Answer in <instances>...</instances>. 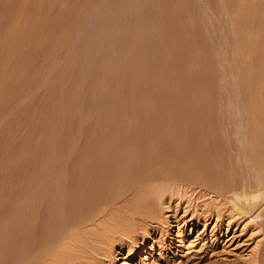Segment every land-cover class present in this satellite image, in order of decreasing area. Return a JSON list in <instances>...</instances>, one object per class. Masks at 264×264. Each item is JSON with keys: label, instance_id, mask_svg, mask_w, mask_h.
Segmentation results:
<instances>
[{"label": "rangeland", "instance_id": "obj_1", "mask_svg": "<svg viewBox=\"0 0 264 264\" xmlns=\"http://www.w3.org/2000/svg\"><path fill=\"white\" fill-rule=\"evenodd\" d=\"M249 2L250 0H0V62H2L0 63V72L2 73H0V225L3 227H0V229H4L0 232V240L2 239L0 242V244L2 243L0 246V249L2 247L0 253L3 252L0 254V264L4 262V264H22L23 262V264H27L26 255H28V253L22 247L23 245H25L24 247L28 245L26 243L23 245L21 244L22 246L19 245V241L24 243L26 239L24 231H20L21 233H19V227H21L20 222L23 220V215L21 214L24 210L22 206L23 203H21L23 210L21 206H19V202H21L19 200L24 201V199H20V197L24 198L23 196H25L27 185L24 184H28L27 177L36 174L39 171L38 169H40L39 160H42V158L48 155V157L52 156L53 158L56 157V159H64L65 168H61H63L62 172L64 174L66 172L67 177L66 175L64 177L61 172L62 174L59 173L61 175H59L58 178L61 180L68 178L73 169V165L71 166V164H73L74 157L77 155V152H79V148L82 150L92 145L91 150L95 147V149H97V147L100 148L107 140L118 136L120 137V135L116 136L115 134L124 133L123 127L126 125L125 120L127 122V119L124 120V118H126L125 116L129 114L130 117H135L134 120L137 118L136 122H138L142 114L141 112H143L144 109L150 108L151 103L157 100V102L151 105V108L153 107L152 109H157V107L158 109L162 107L165 108L167 106L171 107V110H175L172 112L177 111L176 113L178 114L187 113L186 115L184 114V117H186L184 120L185 123L187 120L189 124L191 123L190 125L187 123L185 124L187 125V131L191 134L189 136L188 132H186L184 135V142L188 141L186 144L189 145V149H192L191 151L193 154H197H191L193 160H196L195 163L199 155L198 158L201 159H199V163L197 162L196 164H201L200 168L202 167L204 170L207 166V171L205 170L206 173H202L204 174L202 177L203 179L201 178L202 175L193 174L189 175L186 180L177 182L175 185L167 184L166 181L162 183V181L158 180H155L156 183L154 184L155 181H153V186L156 185V187H160V189L158 188L160 191L158 190L159 192L155 194L156 197L153 196V198H155L154 200L152 199V204L149 203L148 205L147 203L146 205L145 203L143 209H141L142 207L140 208L141 214L138 216L133 215L132 217V214H124L125 211L118 212V210L112 209L113 211L110 214L108 213L102 216L96 220L95 224L87 225L84 228L85 233L82 229L79 233H77V231L71 239L68 238V241H66V239L65 242L67 243L63 242L65 244L57 248V252L59 250L57 253L58 255L55 253L57 258L59 256L60 258H58V260L57 258H52L56 259L55 261L48 259L49 264H253V261H255V264H262L264 262V255L262 256V254H264V198L254 205L246 206L245 209L240 207L237 208L231 203V196L234 190L243 194L244 191L245 193H249V191L251 193L257 189H260L259 191L262 193L261 190L263 191L264 189L261 188V185L264 187V164H262L264 163V151H262L264 150V146H262V144L264 145V143H262L264 142V123L259 122H264V0H251V3ZM247 4L250 6L247 7ZM190 5H192L193 8ZM174 6L181 11L175 9ZM170 10H173L172 12L176 16L173 13L171 14ZM246 10H248V13ZM34 11H37V13ZM182 11L184 15L181 14ZM179 12L181 15L178 14ZM190 14H192V16ZM164 17V21L166 22H163ZM180 18L185 21L181 22ZM169 24L173 25L170 26ZM165 27L167 30H170L166 32ZM174 30L179 33H175ZM189 31L192 34H190ZM27 33L29 34L28 36ZM10 36L12 38H10ZM163 36L166 37L164 38ZM63 37H65L64 40ZM183 39H185L184 43ZM163 41L167 43V45L163 43ZM40 42L42 45H40ZM170 42H172V45ZM119 43L121 44L119 45ZM60 44L63 47L60 46ZM38 46L40 47L37 48ZM137 49L138 56L136 55ZM184 49L186 50L184 51ZM191 49H193V51ZM189 50H191V53ZM135 51L136 53H134ZM197 51H199V53L202 52L204 55L201 53L202 56H200ZM26 52L28 53L27 55H25ZM164 52H167V54ZM182 52H184V54L186 53V56ZM125 56L127 60L129 59L128 61L125 60ZM118 57L122 58V60L119 58V61ZM101 59H103V62H100ZM153 59L155 60L154 63ZM174 59L175 61H172ZM104 61L106 67H112H104ZM160 62L162 65L164 64L163 67ZM149 64L153 65L150 66ZM169 64L170 66H168ZM185 64L187 66H185ZM195 65L198 66V70ZM122 66L123 69L121 68ZM244 66H246V68ZM98 67L99 72L97 69ZM102 67L104 68L102 69ZM153 67L155 68L153 69ZM240 67L242 68L240 69ZM145 68L146 70L150 69L146 71ZM104 69H108V73H106L107 70L105 71ZM114 70L115 72H113ZM159 70L160 72H158ZM100 71L103 72L100 73ZM202 71L204 73H202ZM18 72H20V75ZM112 72L114 74H112ZM119 72L122 73L120 74ZM132 72L133 74L131 75ZM139 72L142 74L140 75ZM197 73L198 75H196ZM9 74H11V76ZM97 74H101L102 77L104 75L107 78L103 77L102 80V77H98ZM116 74L122 78H119ZM13 75L16 76L13 77ZM57 75L59 78L62 76L60 78L61 80ZM108 75H110L112 80ZM149 75H153L154 77ZM242 75L244 76L243 79ZM123 76L125 77L123 78ZM20 77H26L27 80ZM144 77L146 80L149 78L150 82H147L145 79L143 80ZM201 77L206 80H203ZM16 78L17 81H15ZM153 78L156 79L153 80L154 82L151 80ZM117 80L120 81L118 82ZM170 80H172L173 83L172 89ZM246 80L249 81L246 82ZM212 81L213 83H211ZM152 82L155 83L154 86ZM105 83H107V85ZM108 83H110V85H108ZM138 83L140 84L138 85ZM163 83H165V85H163ZM175 83L179 86H176ZM201 84L203 85L202 87ZM99 85H102V88H100ZM103 85L106 87L104 88ZM22 86H25V88ZM95 86L97 90L94 88ZM146 86H148V88H146ZM204 86H206V91ZM125 87H127V89ZM248 87H251L250 90ZM246 88L248 89L246 90ZM138 89L140 92H138ZM152 89H156L157 91ZM113 91L116 92L115 95ZM241 91H246V93L244 94V92ZM164 92L167 93L164 94ZM144 93L148 94L147 96L149 97H147V99ZM67 94L69 96H67ZM112 94L114 96H112ZM123 94L126 97H123ZM210 94H212V96H210ZM190 96L195 98H191ZM174 97L176 99H174ZM196 97L202 100H198ZM2 101L4 102L3 105H1L3 103ZM174 101H176L175 104ZM98 103H101L100 106ZM105 103H107V105ZM186 103L189 105V108ZM118 106H120V108ZM219 107L222 109H218ZM247 107H249V109ZM94 111L97 112L95 113ZM203 111H205V114ZM250 111L252 112L251 114ZM206 112L209 115L210 113L211 115H215L216 123L213 124L214 126H209V124H207L208 115ZM95 114L99 117H95ZM216 114L217 116L219 114V116L217 117ZM254 114L259 116H255ZM120 115H124V118ZM221 115L225 119H223ZM198 117V120L201 121L203 119V123L206 122L204 126L208 125L207 127L209 128V130H207L206 127L208 131L206 135L209 133V136L204 137L207 141L205 144L204 142L206 141H202L204 139L203 136H201L199 131L196 132L197 129L195 125H192L194 124L192 123L193 120ZM256 118H259V120ZM256 120L258 122H256ZM121 124L124 126H121ZM116 125L119 126L116 127ZM252 125L254 128H252ZM108 127L110 129H108ZM193 127H195V129ZM102 128H104L103 130L105 132H103V130L101 131ZM97 129L100 130V132ZM108 131L113 132L111 133ZM106 132H108L111 137H109ZM249 132L255 134H249ZM53 133H55V135ZM197 133L199 135H197ZM96 137L100 139L97 140ZM213 137L215 139H213ZM253 137L256 139L254 138V140ZM95 138L96 142L94 141ZM213 140L215 141L213 142ZM196 142H200V145ZM256 144L261 148L260 151ZM252 145L255 147L253 148ZM43 146L46 148L44 149ZM199 147H201V149ZM191 151L188 152L191 153ZM254 151L257 153L262 151L263 157H261V153L257 154L254 153ZM252 153H254V155ZM93 154H96V151L95 153L93 152ZM255 160H257V162H255ZM218 161L220 162L218 163ZM259 161L261 163L260 166ZM30 162L32 165L29 164ZM69 163L70 165H68ZM253 164H255V167H253ZM261 165L263 166L261 167ZM30 167H32V169ZM202 168L201 170H203ZM214 168L219 171V174H223L219 175L218 171H213ZM36 169L37 171H35ZM256 170H259V173L256 172ZM34 171L35 173H33ZM214 172L215 175L212 174ZM227 173L228 175H232L229 176V179H227L228 175H225ZM205 174L208 177L205 176ZM224 175L225 178H223ZM261 175H263V177ZM24 177L25 179H23ZM214 177L215 180H217L216 182L212 180ZM205 180L206 182H204ZM207 180H212V183L207 182ZM225 181L230 182L228 186L225 185L228 183H224ZM152 184L150 183V185ZM16 190H19L18 193ZM14 192L15 196L13 195ZM22 193H24L23 196ZM16 204L17 206H15V208L19 207L18 215L16 211H14V205ZM12 209L14 212L11 211ZM142 210L148 211V213ZM11 213H16L17 218ZM12 215H14V218ZM140 215H143V217ZM19 218L21 220L20 222L17 220ZM12 219H14V221ZM15 220L18 223L15 225L17 229H14V225V227L11 228L12 223L14 222L15 224ZM15 233L17 234L16 236ZM9 234H12L14 239ZM16 242L19 246L16 245ZM4 243L6 245H4ZM61 248L63 249L61 250ZM18 250H21L20 253ZM17 253L20 256H16L18 255ZM1 255L3 256L1 257ZM16 257H20L21 259H19L23 261L21 262L19 260V262L16 263ZM11 258H15L14 261ZM46 261L45 264H48ZM35 263L37 264V262Z\"/></svg>", "mask_w": 264, "mask_h": 264}, {"label": "bare ground", "instance_id": "obj_2", "mask_svg": "<svg viewBox=\"0 0 264 264\" xmlns=\"http://www.w3.org/2000/svg\"><path fill=\"white\" fill-rule=\"evenodd\" d=\"M44 1V0H43ZM184 1V0H183ZM33 2V1H32ZM47 2V1H46ZM179 2V1H178ZM181 2V1H180ZM34 3V2H33ZM176 3V2H175ZM189 3V2H188ZM249 3H251V0H250V2ZM37 4V3H36ZM35 4V5H36ZM42 4V3H41ZM177 4V3H176ZM181 4V3H180ZM185 4V3H184ZM191 4V3H190ZM187 5V4H186ZM244 5H245V3H244ZM37 6V5H36ZM39 6V5H38ZM172 6H173V3H172ZM184 6V5H183ZM191 7H192V5H190ZM250 6V5H249ZM248 6V4H247V7H249ZM34 7V6H33ZM41 7V6H40ZM174 8H175V6H174ZM180 8V7H179ZM193 8V7H192ZM175 9H177V8H175ZM182 9V8H181ZM246 9V8H245ZM178 10V9H177ZM193 10V9H192ZM243 10V9H242ZM249 10V9H248ZM248 10H246V12L248 13ZM171 11V10H170ZM173 11V10H172ZM171 11V14L173 13ZM178 11H181L180 9L178 10ZM186 11V10H185ZM190 11V10H189ZM35 12V11H34ZM80 12V11H79ZM191 12V11H190ZM245 12V11H244ZM35 13H37V11L35 12ZM170 13V12H169ZM170 14V15H171ZM174 14V13H173ZM178 14H180V12L178 13ZM181 14H183V11H182V13ZM180 14V15H181ZM185 14H187V13H185ZM244 14V13H243ZM35 15V14H34ZM41 15V14H40ZM80 15V14H79ZM167 15V14H166ZM175 15V14H174ZM173 15V16H174ZM184 15V14H183ZM191 16H192V14H190ZM240 15H242V14H240ZM245 15V14H244ZM176 16V15H175ZM36 17V16H35ZM166 17V16H165ZM165 17L163 18V22H166V21H164L165 20ZM243 17V16H242ZM247 17V16H246ZM80 18V17H79ZM169 18H170V16H169ZM184 18V17H183ZM192 18V17H191ZM245 18V17H244ZM177 19V18H176ZM181 19V18H180ZM35 20V19H34ZM169 20V19H168ZM171 21V20H170ZM169 21V22H170ZM172 21H173V19H172ZM176 21V20H175ZM180 21V20H179ZM184 22L185 20H182L181 19V22ZM41 22V21H40ZM177 22V21H176ZM42 23V22H41ZM168 23V22H167ZM166 23V25L168 26V24ZM179 23V22H178ZM164 24V23H163ZM162 24V26H163V28H164V25ZM180 24V23H179ZM39 25V24H38ZM170 25V24H169ZM173 25V24H172ZM172 25H170V26H172ZM183 25V24H182ZM187 25V24H186ZM36 26H37V24H36ZM65 26V25H64ZM67 26V25H66ZM169 26V27H170ZM189 26V25H188ZM161 27V26H160ZM176 27V26H175ZM179 27V26H178ZM183 27V26H182ZM187 27V26H186ZM60 28V27H59ZM174 28V27H173ZM39 29V28H38ZM58 29V28H57ZM67 29H68V27H67ZM179 29V28H178ZM184 29V28H183ZM193 29V28H192ZM194 29L196 30V28L194 27ZM59 30V29H58ZM165 30H166V32L167 31H169V30H167L166 29V27H165ZM164 30V31H165ZM177 30V29H176ZM180 30H181V28H180ZM184 30H186V29H184ZM41 31H43V30H41ZM60 31V30H59ZM175 31V30H174ZM190 31H191V29H190ZM190 31H189V33H190ZM198 31V30H197ZM61 32V31H60ZM172 32V31H171ZM185 32V31H184ZM194 32H196V31H194ZM28 33H29V31H28ZM27 33V36L29 35ZM41 33V32H40ZM66 33V32H65ZM165 33V32H164ZM174 33V32H173ZM172 33V34H173ZM175 33H179V32H176L175 31ZM183 33V32H182ZM63 34V33H62ZM166 34V33H165ZM171 34V33H170ZM185 34V33H184ZM187 34V33H186ZM190 34H192V33H190ZM65 35V34H64ZM160 35V34H159ZM161 35H163V34H161ZM180 35V34H179ZM179 35H178V39H179ZM187 35H189V34H187ZM186 35V36H187ZM8 36V35H7ZM166 36H168V35H166ZM165 36V37H166ZM173 36V35H172ZM196 36V35H195ZM203 36V35H202ZM23 37H24V35H23ZM26 37V36H25ZM37 37V36H36ZM160 37V36H159ZM164 37V36H163ZM164 37V38H165ZM184 37V36H183ZM182 37V38H183ZM7 38V37H6ZM10 38H12L11 36H10ZM19 38V37H18ZM42 38V37H41ZM64 38L65 37H63V40H64ZM170 38V37H169ZM175 38V37H174ZM173 38V39H174ZM196 38V37H195ZM20 39V38H19ZM23 39V38H22ZM27 39H28V37H27ZM26 39V40H27ZM37 39V38H36ZM58 39V38H57ZM62 39V38H61ZM190 39H193V38H190ZM11 40V39H10ZM24 40V39H23ZM25 40V41H26ZM34 40V39H33ZM41 40V39H40ZM162 40V39H161ZM171 40H172V38H171ZM175 40V39H174ZM187 40V39H186ZM202 40H203V37H202ZM9 41V40H8ZM22 41V40H21ZM61 41V40H60ZM66 41V40H65ZM159 41V40H158ZM166 41H167V39H166ZM176 41H177V38H176ZM184 41H185V39H183V43H184ZM205 41V40H204ZM10 42H12V41H10ZM19 42V41H18ZM31 42H32V40H31ZM35 42V41H34ZM54 42V41H53ZM182 42V41H181ZM190 42V41H189ZM188 42V43H189ZM33 43V42H32ZM31 43V44H32ZM55 43V42H54ZM57 43V42H56ZM67 43V42H66ZM163 43H165L164 41H163ZM172 42H170V44H171ZM180 43V42H179ZM3 44V43H2ZM61 44H62V42H61ZM60 44V46H62ZM121 43H119V45H120ZM166 45H167V43H165ZM169 44V43H168ZM174 44V43H173ZM186 44V43H185ZM4 45V44H3ZM8 45V44H7ZM10 45V44H9ZM33 45V44H32ZM40 45H42L41 44V42H40ZM53 45V44H52ZM58 45V44H57ZM172 45V44H171ZM170 45V46H171ZM181 45V44H180ZM183 45V44H182ZM189 45H191V44H189ZM194 45V44H193ZM24 46V45H23ZM25 46H26V44H25ZM65 46V45H64ZM174 46V45H173ZM176 46V45H175ZM178 46V45H177ZM184 46V45H183ZM11 47V46H10ZM10 47H8V48H10ZM40 46H38L37 48H39ZM63 47V46H62ZM193 47H195V46H193ZM6 48V47H5ZM42 48V47H41ZM51 48V47H50ZM171 48V47H170ZM169 48V49H170ZM184 48H186V47H184ZM191 48V47H190ZM173 49V48H172ZM177 49V48H176ZM179 49V48H178ZM181 49H183V48H181ZM188 49V48H187ZM197 49V48H196ZM5 50V49H4ZM29 50V49H28ZM46 50H47V48H46ZM134 50V49H133ZM171 50V49H170ZM175 50V49H174ZM186 49H184V51H185ZM192 51H193V49H191ZM191 50H189V52L191 51ZM14 51H15V49H14ZM13 51V52H14ZM30 51V50H29ZM44 51V50H43ZM127 51V50H126ZM125 51V52H126ZM158 51V50H157ZM167 51V50H166ZM177 51V50H176ZM182 51V50H181ZM196 51V50H195ZM199 51H201V50H199ZM199 51H197L198 53H199ZM7 52H8V49H7ZM10 52V51H9ZM32 52H34V51H32ZM36 52V51H35ZM47 52V51H46ZM46 52H44V53H46ZM128 52V51H127ZM178 52V51H177ZM180 52V51H179ZM206 52V51H205ZM15 53V52H14ZM31 53V52H30ZM41 53H42V51H41ZM43 53V54H44ZM48 53V52H47ZM134 53H136V51L134 52ZM158 53V52H157ZM165 53V52H164ZM173 53H175V52H173ZM183 54H184V52H182ZM191 53V52H190ZM202 53V52H201ZM201 53H199L200 54V56H202V55H204L203 53H202V55H201ZM16 54V53H15ZM24 54V53H23ZM28 53L26 52V54L25 55H27ZM42 54V55H43ZM123 54H125V53H123ZM161 54V53H160ZM165 54H167V52L165 53ZM164 54V55H165ZM205 54H207V53H205ZM137 56H138V49H137V54H136ZM185 56H186V53L184 54ZM0 56H1V54H0ZM17 56H19V55H17ZM22 56H24V55H22ZM38 56V55H37ZM51 56V55H50ZM127 56V55H126ZM125 56V60H127V57ZM133 56H135V55H133ZM152 56V55H151ZM166 56V55H165ZM173 56H174V54H173ZM192 56V55H191ZM194 56V55H193ZM9 57V56H8ZM30 57V56H29ZM39 57H42V56H39ZM45 57V56H44ZM48 57V56H47ZM52 57V56H51ZM102 57V56H101ZM149 57V56H148ZM196 57V56H195ZM198 57V56H197ZM10 58V57H9ZM15 58H17V57H15ZM22 58H24V57H22ZM21 58V59H22ZM34 58V57H33ZM105 58V57H104ZM119 58L120 57H118V60H119ZM136 58V57H135ZM134 58V59H135ZM151 58V57H150ZM153 58V57H152ZM155 58V57H154ZM167 58V57H166ZM175 58V57H174ZM191 58V57H190ZM201 58V57H200ZM199 58V59H200ZM209 58V57H208ZM2 59V58H1ZM30 59V58H29ZM43 59V58H42ZM48 59V58H47ZM121 60H122V58H120ZM137 59V58H136ZM177 59V58H176ZM189 59V58H188ZM7 60V59H6ZM23 60V59H22ZM49 60V59H48ZM102 60V61H101ZM100 60V62H103V59H101ZM117 60V59H116ZM129 60V59H128ZM127 60V61H128ZM149 60V59H148ZM154 60V59H153ZM162 60V59H161ZM160 60V61H161ZM166 60V59H165ZM179 60V59H178ZM198 60V59H197ZM202 60V59H201ZM207 60H210V59H207ZM25 61V60H24ZM106 61H108V60H106ZM120 61V60H119ZM157 61V60H156ZM172 61H175V59L174 60H172ZM186 61V60H185ZM200 61V60H199ZM203 61V60H202ZM18 62V61H17ZM99 62V63H100ZM123 62H125V61H123ZM123 62H121V63H123ZM150 62V61H149ZM148 62V63H149ZM155 62V60L153 61V63ZM162 62V61H161ZM160 62V64L162 65V63ZM165 62H167V61H165ZM169 62V61H168ZM196 62H198V61H196ZM241 62V61H240ZM0 63H2V62H0ZM43 63H44V61H43ZM115 63V62H114ZM113 63V64H114ZM118 63H120V62H118ZM131 63V62H130ZM170 63V62H169ZM203 63H206V62H203ZM210 63V62H209ZM29 64V63H28ZM109 64V63H108ZM107 64V65H108ZM171 64V63H170ZM170 64L168 65V66H170ZM175 64V63H174ZM189 64H190V62H189ZM194 64H195V62H194ZM240 64V63H239ZM243 64H244V62H243ZM8 65V64H7ZM15 65V64H14ZM106 64H105V61H104V67H106L105 66ZM129 65V64H128ZM150 65V64H149ZM153 64H151L150 66H152ZM157 65V64H156ZM160 65V66H161ZM164 65V64H163ZM163 65H162V67H163ZM166 65V64H165ZM178 65V64H177ZM177 65H174V66H177ZM192 65V64H191ZM190 65V66H191ZM245 65H247V66H251V65H249V64H245ZM13 66V65H12ZM68 66V65H67ZM98 66V65H97ZM101 66V65H100ZM99 66V67H100ZM102 66H103V64H102ZM115 66V65H114ZM117 66V65H116ZM131 66V65H130ZM134 66V65H133ZM136 66V65H135ZM185 66H187L186 64H185ZM189 66V65H188ZM196 66V68L198 67L197 65H195ZM202 66H203V64H202ZM208 66V65H207ZM212 66V65H211ZM241 66V65H240ZM20 67H21V65H20ZM99 67L97 68L98 69V72H99ZM104 67H102V69L104 68ZM108 67V66H107ZM106 67V68H107ZM110 67H112V66H109L108 68H110ZM118 67H119V65H118ZM124 67H125V63H124ZM129 67V66H128ZM137 67V66H136ZM148 67V66H147ZM192 67H193V65H192ZM243 67V66H242ZM242 67H240V69L242 68ZM245 68H246V66H244ZM252 67H253V65H252ZM1 68V67H0ZM8 68V67H7ZM26 68V67H25ZM24 68V69H25ZM71 68V67H70ZM69 68V69H70ZM114 68V67H113ZM112 68V69H113ZM122 69H123V66L121 67ZM155 67H153V69H154ZM191 68V67H190ZM10 69V68H9ZM13 69V68H12ZM96 69V70H97ZM111 69V70H112ZM119 69V68H118ZM117 69V70H118ZM137 69V68H136ZM140 69V68H139ZM150 69V68H149ZM148 69V70H149ZM152 69V68H151ZM195 69V68H194ZM202 69V68H201ZM206 69H207V67H206ZM1 70V69H0ZM66 70V69H65ZM74 70V69H73ZM105 70V69H104ZM107 70V72L106 73H108V69H106ZM105 70V71H106ZM128 70V69H127ZM127 70H126V72H127ZM145 70H146V68H145ZM148 70H146V71H148ZM175 70V69H174ZM176 70H177V68H176ZM175 70V71H176ZM192 70V69H191ZM197 70H198V68H197ZM208 70V69H207ZM247 70V69H246ZM246 70H245V72H246ZM21 71V70H20ZM23 71V70H22ZM67 71H69V70H67ZM75 71H77V70H75ZM95 71V70H94ZM120 71V70H119ZM130 71V70H129ZM136 71V70H135ZM153 71V70H152ZM170 71V70H169ZM210 71H211V68H210ZM65 72V71H64ZM70 72H71V70H70ZM103 72V71H102ZM101 71H100V73H102ZM113 72H115V70L113 71ZM112 72V74H114ZM142 72H143V70H142ZM150 72H151V70H150ZM156 72H157V69H156ZM158 72H160V70L158 71ZM163 72V71H162ZM166 72V71H165ZM171 72H173V71H171ZM193 72V71H192ZM216 72V71H215ZM214 72V73H215ZM239 72H241V71H239ZM238 72V73H239ZM244 72V73H245ZM1 73V72H0ZM12 73V72H11ZM62 73V72H61ZM96 73V72H95ZM105 73V72H104ZM120 74L122 73V72H119ZM140 73V72H139ZM202 73H204L203 71H202ZM210 73V72H209ZM2 74V73H1ZM18 74L20 75V72H18ZM17 74V75H18ZM23 74V73H22ZM35 74V73H34ZM71 74V73H70ZM77 74V73H76ZM111 74V75H112ZM133 74V72L131 73V75ZM136 74V73H135ZM142 73H140V75H141ZM144 74V73H143ZM148 74V73H147ZM151 74V73H150ZM156 74V73H155ZM154 74V75H155ZM160 74V73H159ZM162 74V73H161ZM164 74V73H163ZM168 74V73H167ZM171 74V73H170ZM176 74H177V72H176ZM201 74V73H200ZM200 74H199V76H200ZM206 74V73H205ZM10 76H11V74H9ZM93 75V74H92ZM98 75V74H97ZM105 75H107V74H105ZM116 75H118V74H116ZM145 75V74H144ZM166 75V74H165ZM172 75V74H171ZM196 75H198V73L196 74ZM212 75V74H211ZM244 75H246V74H244ZM16 76V75H15ZM14 75H13V77H15ZM22 76V75H21ZM25 76V75H24ZM35 76V75H34ZM67 76V75H66ZM65 76V77H66ZM73 76V75H72ZM75 76V75H74ZM99 76H101V74L100 75H98V77ZM109 76V78H111L110 77V75H108ZM113 76V75H112ZM115 76V75H114ZM119 76V75H118ZM130 76V75H129ZM134 76V75H133ZM136 76V75H135ZM149 76H153V75H149ZM156 76V75H155ZM159 76V75H158ZM162 76V75H161ZM194 76V75H193ZM204 76V75H203ZM206 76H207V74H206ZM243 76V75H242ZM3 77V76H2ZM18 77V76H17ZM57 77H58V75H57ZM62 76H60V78H61ZM65 77H63V78H65ZM97 77V78H98ZM102 77V76H101ZM103 77H105L104 75H103ZM103 77H102V80H103ZM116 77V76H115ZM115 77H114V79H115ZM125 76H123V78H124ZM143 77V76H142ZM154 77V76H153ZM162 77H164V76H162ZM168 77V76H167ZM198 77V76H197ZM212 77V76H211ZM239 77V76H238ZM20 78H22V77H20ZM36 78H37V76H36ZM59 78V77H58ZM59 78V79H60ZM69 78V77H68ZM105 78H107V77H105ZM118 78V77H117ZM116 78V79H117ZM119 78H122V77H120L119 76ZM140 78V77H139ZM166 78V77H165ZM164 78V79H165ZM168 78H170V77H168ZM171 78H172V76H171ZM202 78V77H201ZM214 78V77H213ZM244 78V76L242 77V79ZM12 79V78H11ZM22 79H26L27 80V78L26 77H24V78H22ZM94 79V78H93ZM137 79V78H136ZM135 79V80H136ZM141 79V78H140ZM145 79V77L143 78V80ZM162 79V78H161ZM163 79V80H164ZM203 79V78H202ZM208 79H209V76H208ZM240 79H241V77H240ZM240 79H238V80H240ZM248 79V78H247ZM3 80V79H2ZM13 80V79H12ZM35 80V79H34ZM61 80V79H60ZM92 80V79H91ZM95 80H96V77H95ZM111 80H112V78H111ZM110 80V81H111ZM121 80V79H120ZM119 80V81H120ZM125 80H128V79H125ZM130 80H131V77H130ZM134 80V81H135ZM139 80V79H138ZM142 80V81H143ZM146 80V79H145ZM149 80V78L146 80L147 82H150V80ZM152 81L153 80H156V79H151ZM172 80H174V79H172ZM172 80H170L171 81V83H172ZM193 80V79H192ZM203 80H206V79H203ZM202 80V81H203ZM210 80V79H209ZM15 81H17V78L15 79ZM22 81V80H21ZM105 81V80H104ZM104 81H103V83H104ZM118 81V80H117ZM118 81V82H119ZM122 81V80H121ZM132 81V80H131ZM160 81H162V80H160ZM168 81V80H167ZM178 81V80H177ZM201 81V82H202ZM249 81V80H248ZM247 80H246V82H248ZM3 82V81H2ZM24 82V81H23ZM116 82V81H115ZM128 82V81H127ZM146 82V83H147ZM154 82V81H153ZM152 82V83H153ZM155 82H157V81H155ZM165 82H166V80H165ZM195 82V81H194ZM200 82V81H199ZM207 82V81H206ZM209 82V81H208ZM238 82V81H237ZM243 82V81H242ZM27 83H28V81H27ZM63 83V82H62ZM102 83V84H103ZM111 83V82H110ZM110 83H108V85H110ZM129 83H130V81H129ZM133 83V82H132ZM136 83V82H135ZM140 83H141V81H140ZM140 83H138V85L140 84ZM144 83V82H143ZM169 83V82H168ZM211 83H213V81L211 82ZM61 84V83H60ZM106 85H107V83H105ZM112 84V83H111ZM117 84V83H116ZM116 84H115V86H116ZM148 84V83H147ZM150 84V83H149ZM154 84L155 83H153V86H154ZM159 84V83H158ZM157 84V85H158ZM170 84V83H169ZM168 84V85H169ZM196 84H198V83H196ZM204 84V83H203ZM208 84H210V83H208ZM242 84V83H241ZM248 84V83H247ZM125 85V84H124ZM133 85H134V83H133ZM144 85V84H143ZM160 85V84H159ZM163 85H165V83H163ZM162 85V86H163ZM175 85H176V83H175ZM178 85V84H177ZM176 85V86H177ZM205 85V84H204ZM213 85V84H212ZM245 85V84H244ZM4 86H5V84H4ZM26 86V85H25ZM25 86H22V87H24L25 88ZM102 86V85H101ZM100 85H99V87L100 88H102ZM104 86V85H103ZM112 86V85H111ZM110 86V87H111ZM118 86V85H117ZM119 86H121V85H119ZM126 86V85H125ZM128 86V85H127ZM136 86V85H135ZM142 86V85H141ZM151 86H152V84H151ZM167 86V85H166ZM179 86V85H178ZM203 85L201 84V87H202ZM241 86V85H240ZM247 86V85H246ZM27 87V86H26ZM106 86H104V88H105ZM172 87H173V83H172V85H171V89H172ZM199 87V86H198ZM205 88V91H206V86H204ZM209 87V86H208ZM214 87V86H213ZM243 87V86H242ZM252 87V86H251ZM250 87V88H251ZM21 88V87H20ZM94 88H96V90H97V87L95 86ZM108 88V87H107ZM126 89H127V87H125ZM134 88V87H133ZM144 88V87H143ZM146 88H148V86H146ZM155 88V87H154ZM159 88V87H158ZM164 88H165V86H164ZM163 88V89H164ZM240 88V87H239ZM249 88V87H248ZM248 88H246V90L248 89ZM250 88H249V90H250ZM253 88V87H252ZM7 89V88H6ZM9 89V88H8ZM14 89V88H13ZM23 89V88H22ZM99 89V88H98ZM109 89H111V88H109ZM108 89V90H109ZM113 89V88H112ZM120 89V88H119ZM118 89V90H119ZM130 89V88H129ZM128 89V90H129ZM139 89H140V87H139ZM139 89H138V92H140L139 91ZM142 89V88H141ZM157 89V88H156ZM156 89H152V90H156ZM178 89H179V87H178ZM197 89V88H196ZM195 89V90H196ZM212 89V88H211ZM244 89H245V87H244ZM254 89V88H253ZM15 90V89H14ZM92 90H94V89H92ZM100 90V89H99ZM114 90H115V88H114ZM136 90V89H135ZM147 90V89H146ZM146 90H144V91H146ZM150 90V89H149ZM159 90V89H158ZM175 90V89H174ZM177 90V89H176ZM175 90V91H176ZM191 90V89H190ZM200 90H203V89H200ZM209 90V89H208ZM207 90V91H208ZM214 90V89H213ZM7 91V90H6ZM111 91V90H110ZM117 91V90H116ZM148 91V90H147ZM157 91V90H156ZM155 91V92H156ZM171 91V90H170ZM178 91V90H177ZM182 91V90H181ZM183 91H185V90H183ZM188 91V90H187ZM186 91V92H187ZM193 91H194V89H193ZM204 91V92H205ZM5 92V91H4ZM8 92V91H7ZM19 92V91H18ZM72 92V91H71ZM96 92V91H95ZM94 92V93H95ZM105 92V91H104ZM112 92V91H111ZM114 92V91H113ZM137 92V93H138ZM154 92V93H155ZM167 92H168V90H167ZM167 92H164V94L165 93H167ZM192 92V91H191ZM241 92H244V91H241ZM251 92V91H250ZM9 93V92H8ZM15 93V92H14ZM23 93V92H22ZM99 93V92H98ZM115 93L116 92H114V95H115ZM127 93H128V91H127ZM130 93V92H129ZM132 93H134V92H132ZM161 93V92H160ZM172 93V92H171ZM206 93V92H205ZM211 93H212V90H211ZM246 93V91L244 92V94ZM248 93V92H247ZM253 93V92H252ZM3 94V93H2ZM12 94V93H11ZM16 94H17V92H16ZM103 94V93H102ZM110 94V93H109ZM145 94V93H144ZM150 94H151V92H150ZM156 94H157V92H156ZM173 94V93H172ZM177 94V93H176ZM191 94V93H190ZM189 94V95H190ZM194 94V93H193ZM198 94V93H197ZM202 94L204 95V93L202 92ZM214 94H215V92H214ZM242 94V93H241ZM1 95V94H0ZM6 95V94H5ZM15 95V94H14ZM13 95V96H14ZM71 95V94H70ZM97 95H99V94H97ZM113 94H112V96H114ZM134 96H136L135 94H133ZM141 95H142V93H141ZM146 95V99H147V97H149V96H147L148 94H145ZM160 95V94H159ZM167 95V94H166ZM165 95V96H166ZM180 95V94H179ZM188 95V96H189ZM9 96V95H8ZM61 96V95H60ZM67 96H69L68 94H67ZM72 96V95H71ZM71 96H70V98H71ZM101 96V95H100ZM112 96H111V99H112ZM139 96V95H138ZM137 96V97H138ZM162 96H163V94H162ZM164 96V97H165ZM172 96V95H171ZM185 96V95H184ZM191 96H193V95H191ZM190 96V97H191ZM196 96H198V95H196ZM200 96V95H199ZM210 96H212V94H210ZM3 97H5V96H3ZM109 97V96H108ZM123 97H126V96H124V94H123ZM132 97V96H131ZM130 97V98H131ZM142 97V96H141ZM180 97V96H179ZM190 97H189V99H190ZM203 97V96H202ZM208 97V96H207ZM243 97V96H242ZM248 97V96H247ZM246 97V98H247ZM249 97H251V96H249ZM56 98H57V96H56ZM60 98V97H59ZM61 98H63V97H61ZM66 98V97H65ZM69 98V99H70ZM115 98V97H114ZM117 98V97H116ZM152 98V97H151ZM154 98V97H153ZM156 98V97H155ZM162 98V97H161ZM168 98V97H167ZM191 98H195V97H191ZM197 98V97H196ZM256 98V97H255ZM67 99H68V97H67ZM107 99V98H106ZM109 99V98H108ZM125 99V98H124ZM144 99V98H143ZM146 99H145V101H146ZM159 99V98H158ZM165 99V98H164ZM169 99V98H168ZM171 99V98H170ZM174 99H176L175 97H174ZM173 99V100H174ZM198 100H200L199 99V97L197 98ZM212 99V98H211ZM214 99V98H213ZM216 99V98H215ZM61 100V99H60ZM71 100V99H70ZM101 100V99H100ZM128 100V99H127ZM156 100V99H155ZM172 100V101H173ZM184 100H185V98H184ZM187 100V99H186ZM202 100V99H201ZM245 100V99H244ZM72 101V100H71ZM107 101V100H106ZM105 101V102H106ZM138 101V100H137ZM142 101V100H141ZM145 101H143V102H145ZM153 101H154V99H153ZM158 101V100H157ZM157 101H155V102H157ZM167 101V100H166ZM177 101V100H176ZM176 101H174V104L176 103ZM179 101V100H178ZM193 101V100H192ZM191 101V102H192ZM247 101V100H246ZM3 102V101H2ZM57 102V101H56ZM59 102V101H58ZM108 102V101H107ZM154 102V103H155ZM164 102H165V100H164ZM163 102V103H164ZM189 102V101H188ZM190 102V103H191ZM196 102H198V101H196ZM205 102V101H204ZM209 103H211L210 101H208ZM208 102H206V103H208ZM7 103H8V101H7ZM6 103V104H7ZM72 103V102H71ZM114 103H115V101H114ZM138 103V102H137ZM154 103H151V105L152 104H154ZM173 103V102H172ZM179 103V102H178ZM182 103H183V101H182ZM185 103V102H184ZM201 103V102H200ZM218 103V102H217ZM216 103V104H217ZM246 103V102H245ZM257 103V102H256ZM261 103V102H260ZM4 104V102L1 104V105H3ZM99 104V106H100V104L101 103H98ZM106 105H107V103H105ZM118 104V103H117ZM142 104V103H141ZM149 104H150V102H149ZM148 104V105H149ZM165 104V103H164ZM163 104V105H164ZM187 104V103H186ZM192 104H194V103H192ZM196 104V103H195ZM215 104V105H216ZM248 104H249V102H248ZM55 105V104H54ZM105 105V106H106ZM114 105V104H113ZM144 105H146V104H144ZM151 105H150V108H151ZM167 105H169V104H167ZM173 105V104H172ZM182 105H184V104H182ZM201 105V104H200ZM200 105H198V106H200ZM209 105V104H208ZM214 105V104H213ZM246 105V104H245ZM251 105V104H250ZM9 106V105H8ZM61 106V105H60ZM98 106V107H99ZM131 106V105H130ZM160 106V105H159ZM165 106V105H164ZM171 106V105H170ZM187 106H188V108H189V105L187 104ZM190 106H192V105H190ZM207 106V105H206ZM247 106V105H246ZM258 106H260V105H258ZM262 106V105H261ZM55 107H57V106H55ZM58 107H59V105H58ZM109 107V106H108ZM107 107V108H108ZM111 107V106H110ZM119 108H120V106H118ZM125 107H126V105H125ZM134 107V106H133ZM141 107V106H140ZM157 107V106H156ZM162 107V106H161ZM203 107V106H202ZM256 107V106H255ZM53 108V107H52ZM60 108V107H59ZM117 108V107H116ZM138 108H139V106H138ZM150 108H147L146 110L144 109V111L143 112H141L142 114H141V117H140V119L138 120V122H136V120H137V118H136V120H134L135 119V117L134 118H132V117H130L129 116V114L128 115H126L125 117L126 118H124L123 116L124 115H120V116H122V118H124V120L125 119H127V122H126V120H125V123H126V125L124 126L123 124H125V123H123V124H121V126L123 125L124 127H123V130H124V133L122 134V133H120V134H115V133H113V134H115L116 136L117 135H120V137L118 136V137H115V138H112V139H110V140H105L106 142L99 148V147H97V149H93V150H91V147H92V145L90 146V147H87L86 149H80L79 148V152H77V155H75V159H74V162H73V164H71V166L73 167V169H72V172H71V170H70V172H71V174L69 175V177L68 178H65L64 180L62 179H59L58 178V176L59 175H61L63 172V168H65L64 166H65V161H64V159H56V157L55 158H53L52 156H50V157H48V156H46L45 158H42V160L40 159L39 161H40V169H38V167H37V169L39 170L36 174H33V173H35V171H37V169L32 173L33 175H29L30 177H27L28 179V184H26L25 183V181H24V185H27L26 187H27V189H26V193L24 194V193H22V196H23V194L25 195V196H23L24 198H21L20 197V199H24V201L23 200H19V198H18V200L19 201H21V202H19V206H21V203H23V209H22V206H21V209L23 210V212H22V214H21V211H20V214L21 215H23V223H22V221L20 220V218L19 219H17L19 222H20V226L21 227H19L20 228V230H19V233H21L20 231H24L25 232V234H24V236L26 237V239H25V242L24 243H21V241H19L20 242V244L19 245H23V244H27L28 246L27 247H24L25 245H23V249H25L26 250V252L28 253V255H26V254H24V255H26L27 256V259H26V263L27 264H36L35 262H37V264H45V261H46V263L48 262V264H49V261H48V259H51V260H56V259H52V258H57V256L56 255H58L57 253L59 252V250H58V252H57V248H60V246H62V244H65V243H67V242H65V240L66 241H68V238H70L71 239V237L77 232V233H79V231H81L82 229L84 230V228L87 226V225H91V224H95V222H96V220H98L99 218H101L102 216H104V215H106V214H110L113 210L112 209H116V210H118V212L119 211H125L124 212V214L125 213H127L128 215H131L132 214V217H133V215H139V214H141L142 212H141V209H143V205H145V203H146V205H147V203H148V205H149V203H151V202H153V200H154V198L156 197L155 196V194H157L160 190V187H156V185L155 186H153L155 183H156V181L155 180H158V181H162V183L164 182L165 183V181H166V183L167 184H177V182H179V181H183V180H186L187 179V177H189V175H193V174H195V175H202L201 176V178L203 177V175L204 174H202V173H206L205 172V170H206V167H205V170L203 169V170H201V168H200V165L199 164H196L198 161H199V159H201V158H198V156H197V162L195 163V161L193 160V158H192V155L191 154H193V152L189 149V145H187L186 143L188 142H184V135L186 134V132H188L187 131V125H185L186 123L187 124H189V122H188V120H187V122L185 123V120L184 119H186V117H184L187 113H182V114H178V113H176V112H172V111H175V110H171L172 108L171 107H165V108H159L158 109V107H157V109H150ZM178 108V107H177ZM177 108H175V109H177ZM182 108V107H181ZM200 108V107H199ZM209 108H211V107H209ZM248 109H249V107H247ZM55 109V108H54ZM68 109V108H67ZM66 109V110H67ZM99 109V108H98ZM174 109V108H173ZM191 109V108H190ZM193 109V108H192ZM204 109V108H203ZM207 109V108H206ZM218 109H222V108H218ZM248 109H247V111H248ZM3 110H4V108H3ZM6 110V109H5ZM60 110H61V108H60ZM94 110V109H93ZM111 110V109H110ZM113 110V109H112ZM132 110V109H131ZM130 110V111H131ZM177 110H179V109H177ZM197 110V109H196ZM196 110H195V112H196ZM210 110V109H209ZM1 111V110H0ZM7 111V110H6ZM68 111V110H67ZM87 111V110H86ZM92 111V110H91ZM91 111H89V112H91ZM115 111V110H114ZM133 111V110H132ZM180 111V110H179ZM189 111V110H188ZM187 111V112H188ZM212 111V110H211ZM217 111V110H216ZM222 111V110H221ZM252 111V110H251ZM250 111V114L252 113ZM260 111V110H259ZM54 112H55V110H54ZM95 112V111H94ZM93 112V113H94ZM97 112V111H96ZM95 112V113H96ZM102 112H106V111H102ZM107 112H109V111H107ZM124 112V111H123ZM138 112V111H137ZM183 112V111H182ZM194 112V113H195ZM204 112V114H205V111H203ZM208 112V111H207ZM206 112V113H207ZM2 113H4V112H2ZM57 113V112H56ZM111 113V112H110ZM115 113V112H114ZM121 113V112H120ZM119 113V114H120ZM181 113V112H180ZM209 113V112H208ZM207 113V124H209V126H212L213 124H215L216 122H215V115H214V117H213V115H211V113H210V115ZM219 113V112H218ZM113 114V113H112ZM132 114V113H131ZM130 114V115H131ZM139 114V113H138ZM185 114V115H184ZM193 114V113H192ZM191 114V115H192ZM220 114V113H219ZM219 114H218V116H219ZM255 114H256V112H255ZM254 114V115H255ZM53 115V114H52ZM102 115V114H101ZM116 115H118V114H116ZM133 115V114H132ZM137 115V114H136ZM190 115V114H189ZM195 115H196V113H195ZM203 115V114H202ZM95 117H99V116H96V114L94 115ZM110 116V115H109ZM188 116V115H187ZM216 116H217V114H216ZM217 116V117H218ZM222 116V115H221ZM255 116H259V115H255ZM102 117V116H101ZM116 117V116H115ZM192 117V116H191ZM195 117H197V116H195ZM201 117H203V116H201ZM204 117H205V115H204ZM223 117V116H222ZM252 117V116H251ZM251 117H250V119H251ZM53 118V117H52ZM106 118V117H105ZM206 118V117H205ZM54 119H55V117H54ZM97 119H99V118H97ZM121 119V118H120ZM199 119V117L198 118H196L195 120H193V122L192 123H194V124H192L193 126L195 125V127H196V132H198L199 131V133L201 134V136H203V138L204 137H207V136H209V133H208V135H206V133L208 132L207 130H209V128L205 125L204 126V124L206 123H203L204 122V120L202 121H199L198 120ZM223 119H225L224 117H223ZM249 119V120H250ZM254 119V118H253ZM256 119H258L259 120V118H256ZM261 119V118H260ZM262 120V119H261ZM53 121V120H52ZM111 121V120H110ZM120 121V120H119ZM123 121V120H122ZM223 121V120H222ZM54 122H55V120H54ZM220 122V121H219ZM218 122V123H219ZM256 122H258L257 120H256ZM259 122H262V123H264L263 121H259ZM106 123V122H105ZM94 124V123H93ZM95 124H96V122H95ZM107 124H108V122H107ZM116 124V123H115ZM191 124V123H190ZM189 124V125H190ZM221 124V123H220ZM58 125V124H57ZM97 125V124H96ZM110 125V124H109ZM251 125V124H250ZM258 125V124H257ZM262 125V124H261ZM119 126V125H118ZM117 125H116V127H118ZM214 126V125H213ZM220 126H223V125H220ZM259 126H260V124H259ZM47 127H49V126H47ZM56 127V126H55ZM92 127V126H91ZM99 127H100V125H99ZM114 127V126H113ZM112 127V128H113ZM195 127H193L194 129H195ZM206 127H207V130H206ZM216 127H217V125H216ZM226 127V126H225ZM250 127V126H249ZM101 128V127H100ZM111 128V129H112ZM120 128V127H119ZM122 128V127H121ZM189 128V127H188ZM192 128V127H191ZM215 128V127H214ZM218 128V127H217ZM224 128V127H223ZM252 128H254L253 127V125H252ZM94 129V128H93ZM104 128H102L101 129V131L103 130ZM108 129H110L109 127H108ZM250 129V128H249ZM256 129H258V128H256ZM260 129V128H259ZM87 130H89V129H87ZM98 130V129H97ZM105 130H106V127H105ZM113 130H116V129H113ZM121 130V129H120ZM119 130V131H120ZM212 130H213V128H212ZM221 130V129H220ZM225 130V129H224ZM255 130V129H254ZM99 132H100V130H98ZM118 131V130H117ZM122 131V130H121ZM120 131V132H121ZM222 131V130H221ZM221 131H219V132H221ZM249 131V130H248ZM261 131V130H260ZM49 132H50V130H49ZM86 132V131H85ZM103 132H105L104 130H103ZM108 132H113V131H108ZM108 132H106L107 133V135H109V137H111V135L110 134H108ZM216 132V131H215ZM218 132V133H219ZM223 132H225V131H223ZM48 133V132H47ZM105 133V134H106ZM211 133H213V132H211ZM253 133V132H252ZM251 132H249V134H252ZM256 133H257V131H256ZM49 134V133H48ZM54 135H55V133H53ZM52 134V135H53ZM93 134V133H92ZM102 134H104V133H102ZM122 134V135H121ZM190 134L191 133H189L188 132V135L190 136ZM194 134V133H193ZM255 133H253V135H254ZM261 134V133H260ZM89 135V134H88ZM96 135H97V133H96ZM107 135H106V137H107ZM197 135H199L198 133H197ZM213 135V134H212ZM257 135H258V133H257ZM262 135V134H261ZM264 135V134H263ZM90 136H92V135H90ZM100 136H101V134H100ZM100 136H98V137H100ZM103 136V135H102ZM200 136V137H201ZM216 136V135H215ZM217 136H218V134H217ZM222 136V135H221ZM47 137V136H46ZM94 137H95V133H94ZM98 137H96L97 138V140L98 139H100V138H98ZM105 137V136H104ZM108 137V138H109ZM186 137V136H185ZM193 137V136H192ZM223 137V136H222ZM221 137V138H222ZM250 137V136H249ZM78 138V137H77ZM96 138H95V142H96ZM196 138V137H195ZM198 138V137H197ZM219 138V137H218ZM217 138V139H218ZM248 138V137H247ZM255 137H253V139H254ZM53 139H55V138H53ZM101 139L103 140V138L101 137ZM186 139V138H185ZM208 139V138H207ZM213 139H215L214 137H213ZM251 139V138H250ZM252 139V140H253ZM256 139V138H255ZM254 139V140H255ZM258 139V138H257ZM264 139V138H263ZM263 139H262V141H263ZM88 140H90V139H88ZM93 140V139H92ZM190 140V139H189ZM202 140V139H201ZM204 140L206 141V139L204 138L202 141L204 142ZM252 140H251V142H252ZM259 140V139H258ZM258 140H257V142H258ZM43 141V140H42ZM55 141V140H54ZM75 141V140H74ZM78 141V140H77ZM82 141V140H81ZM93 141V142H94ZM186 141V140H185ZM191 141V140H190ZM200 141V140H199ZM209 141V140H208ZM215 140H213V142H214ZM217 141V140H216ZM261 141V140H260ZM83 142V141H82ZM86 142V141H85ZM89 142V141H88ZM88 142H87V144H88ZM192 142V141H191ZM202 142V143H203ZM74 143H76V142H74ZM84 143V142H83ZM89 143H91V142H89ZM98 143H100V142H98ZM193 143V142H192ZM197 143V142H196ZM201 143V144H202ZM205 143H207V141L206 142H204V144ZM255 143V142H254ZM261 143V142H260ZM262 143H264V142H262ZM47 144H49V143H47ZM55 144V143H54ZM82 144V143H81ZM95 144V143H94ZM101 144H102V142H101ZM197 144H199L200 145V142L199 143H197ZM257 144H259V143H257ZM257 144H256V146H257ZM78 145V144H77ZM79 145H80V143H79ZM85 145V144H84ZM90 145V144H89ZM192 145V144H191ZM221 145V144H220ZM254 145V144H253ZM252 145V146H253ZM259 145H261V144H259ZM258 145V146H259ZM44 146H45V144H44ZM43 146V148L45 149L46 147H44ZM50 146V145H49ZM48 146V147H49ZM95 146V145H94ZM195 146V145H194ZM204 146V145H203ZM221 146H224V145H221ZM257 146V148H259ZM262 146H264L263 144H262ZM82 147H85V146H82ZM81 147V148H82ZM217 147H218V145H217ZM225 147V146H224ZM255 146H253V148H254ZM189 150H188V149ZM194 148V147H193ZM196 148H197V146H196ZM200 149H201V147H199ZM198 148V149H199ZM208 148V147H207ZM264 148V147H263ZM41 149H42V147H41ZM209 149V148H208ZM222 149V148H221ZM260 149L261 148H259L258 150L260 151ZM197 150V149H196ZM219 150H220V148H219ZM223 150V149H222ZM255 150V149H254ZM41 151V150H40ZM39 151V152H40ZM46 151H48V150H46ZM95 151H96V154H93V152L95 153ZM191 151V153H189V152ZM197 151H199V150H197ZM203 151H204V149H203ZM207 151V150H206ZM251 151V150H250ZM262 151H264V150H262ZM262 151L261 152H259V153H261V157H263L264 155L262 154ZM45 152V151H44ZM51 152V151H50ZM55 152V151H54ZM53 152V153H54ZM200 152V151H199ZM201 152H202V150H201ZM41 153V152H40ZM48 153V152H47ZM52 153V152H51ZM197 153V152H196ZM207 153H208V151H207ZM220 153V152H219ZM222 153H223V151H222ZM254 153H257L256 151H254ZM254 153H252L253 155H254ZM259 153H257V154H259ZM39 154V153H38ZM38 154H37V157H38V159H39V156H38ZM44 154V153H43ZM50 154V153H49ZM57 154V153H56ZM202 154V153H201ZM206 154V153H205ZM52 155V154H51ZM61 155H63V154H61ZM193 155H197V154H193ZM209 155H210V153H209ZM263 155V156H262ZM57 156V155H56ZM64 156V155H63ZM207 156V155H206ZM195 157V156H194ZM200 157H201V155H200ZM254 157V156H253ZM60 158H61V156H60ZM207 158V157H206ZM205 158V159H206ZM209 158V157H208ZM212 158V157H211ZM256 158H257V155H256ZM251 159V158H250ZM261 159V158H260ZM263 159V158H262ZM37 160V159H36ZM203 160H204V158H203ZM202 160V161H203ZM212 160V159H211ZM264 160V159H263ZM262 160V161H263ZM213 161H214V159H213ZM252 161V160H251ZM261 161V160H260ZM260 161H259V166H260ZM37 162V161H36ZM207 162V161H206ZM211 162V161H210ZM220 161H218V163H219ZM223 162V161H222ZM255 162H257V160H255ZM199 163V162H198ZM254 163V162H253ZM29 164H31V162L29 163ZM36 164H38V163H36ZM214 164V163H213ZM257 164V163H256ZM262 164H264V163H262ZM32 165V164H31ZM39 165V164H38ZM68 165H70V163L68 164ZM199 165V166H198ZM254 166L253 167H255V164H253ZM212 166V165H211ZM219 166V165H218ZM259 166H257V167H259ZM263 165H261V167H262ZM28 167V166H27ZM61 167H63V168H61ZM217 167V166H216ZM215 167V168H216ZM221 167H222V165H221ZM31 169H32V167H30ZM210 168V167H209ZM215 168L213 169V171L215 170ZM218 168V167H217ZM264 168V167H263ZM28 169V168H27ZM31 169H30V171H31ZM70 169V168H69ZM211 169V168H210ZM262 169V168H261ZM67 170H68V166H67ZM28 171V170H27ZM201 171H203V172H201ZM207 171V170H206ZM212 171V170H211ZM215 171H218V170H215ZM264 171V170H263ZM29 172V171H28ZM62 172V173H61ZM256 172H258L259 173V170L257 171L256 170ZM59 173H61V174H59ZM68 173V172H67ZM221 173V172H220ZM264 173V172H263ZM262 173V174H263ZM26 174H27V172H26ZM209 174V173H208ZM213 175H215V172L214 173H212ZM218 174H219V171H218ZM218 174H216V175H218ZM221 174H223V173H221ZM221 174H219V175H221ZM260 174H261V172H260ZM28 175V174H27ZM62 175H64V177H65V175H66V172H65V174L63 173ZM212 175V176H213ZM225 175H228V173L227 174H225ZM225 175L223 176V178H225ZM231 174H229L228 175V178H227V176H226V178L227 179H229V176H230ZM25 176V175H24ZM205 176H207L206 174H205ZM204 176V177H205ZM210 176V175H209ZM211 176V177H212ZM232 176V175H231ZM254 176V175H253ZM259 176V175H258ZM262 177H263V175H261ZM66 177H67V175H66ZM208 177V176H207ZM210 177V178H211ZM62 178V177H61ZM222 178V177H221ZM23 179H25V177L23 178ZM203 179V178H202ZM201 179V180H202ZM209 179V178H208ZM218 179V178H217ZM227 179H224V180H227ZM261 179V178H260ZM214 182H216L217 180H215V177H214V179H212ZM211 180V181H212ZM221 180V179H220ZM236 180V179H235ZM153 181H155L154 182V184H152V182ZM211 181H208L207 180V182H211ZM204 182H206V180L204 181ZM223 182V181H222ZM226 182H228V181H225L224 183H226ZM231 182H233V181H231ZM260 182V181H259ZM150 183L152 184V185H150ZM212 183V182H211ZM219 183V182H218ZM230 182H228L227 184H225V185H227L228 186V184H229ZM235 183V182H234ZM261 183H263V182H261ZM167 184H166V187H167ZM232 184V183H231ZM236 184H237V182H236ZM235 184V185H236ZM161 185V184H160ZM165 185V184H164ZM164 185H163V188H164ZM218 185V184H217ZM234 185V184H233ZM158 186H159V184H158ZM169 186H171V185H169ZM232 186V185H231ZM263 186H264V184H263ZM161 187H162V185H161ZM172 187V186H171ZM24 188V187H23ZM159 188V189H158ZM219 188V187H218ZM258 188V187H257ZM261 188H264V187H262V185H261ZM13 190V189H12ZM159 190V191H158ZM260 190V189H259ZM258 189L257 190H255V191H252L251 193H250V191H249V193H245V191L243 192V194H240L239 193V191H235L234 190V192H233V194H232V199H231V203L235 206V207H237V208H246V206L248 207V206H251V205H254L255 203H257V202H259V201H261V199H263L264 198V189H263V191L261 190V192L262 193H260V191H259ZM14 191H15V189H14ZM19 191V190H18ZM18 191L16 190V192L18 193ZM231 192V193H232ZM15 194V192L13 193V195ZM17 195V194H16ZM20 195H21V193H20ZM11 196V195H10ZM15 196V195H14ZM153 196H155L154 198H153ZM13 197V196H12ZM17 197V196H16ZM153 199V200H152ZM17 200V199H16ZM13 201H15V200H13ZM23 201V202H22ZM17 203V202H16ZM10 204H11V202H10ZM152 204V203H151ZM15 206H17V204L16 205H14V211H16V213H17V215H18V212H19V207H16L15 208ZM142 207V208H141ZM146 207V206H145ZM144 207V208H145ZM149 207V206H148ZM12 208V207H11ZM141 208V209H140ZM11 211H13V209L11 210ZM13 211V212H14ZM142 211H144V210H142ZM144 212H147L148 213V211H144ZM10 213V212H9ZM16 213L14 214V213H11V214H14L15 215V217L17 216L16 215ZM19 214V215H20ZM144 214V213H143ZM14 215H12L13 216V218H14ZM120 215H122V214H120ZM127 215V216H128ZM118 216H119V214H118ZM123 216V215H122ZM127 216H124V217H127ZM140 216H142L143 217V215H140ZM139 216V217H140ZM121 217V216H120ZM119 217V218H120ZM12 218V217H11ZM17 218V217H16ZM104 218V217H103ZM118 218V217H117ZM138 218V217H137ZM141 218V217H140ZM5 219V218H4ZM7 219H9V218H7ZM22 219V218H21ZM251 219H253V218H251ZM13 221H14V219H12ZM2 221V220H1ZM5 221H6V219H5ZM16 221V220H15ZM9 223V222H8ZM7 223V224H8ZM11 223V222H10ZM1 224V223H0ZM18 223H17V221L15 222V224H14V222L12 223V226H11V228L12 227H14L15 225H17ZM14 225V226H13ZM4 226V225H3ZM10 226H9V228H10ZM19 226V225H18ZM0 227H2L1 225H0ZM3 228V227H2ZM7 229V228H6ZM14 229H17V227L15 226V228ZM87 229H89V228H87ZM86 229V230H87ZM4 230V229H3ZM2 229H0V232L1 231H3ZM13 230V229H12ZM91 230V229H90ZM10 231V230H9ZM18 231V230H17ZM13 232H14V230H13ZM16 232V231H15ZM4 233V232H3ZM10 233V232H9ZM18 233V232H17ZM82 233V232H81ZM84 233H85V230H84ZM89 233V232H88ZM13 234V233H12ZM10 235V236H12V238H13V235ZM1 235H3V234H1ZM17 234L15 233V236H16ZM22 235V234H21ZM5 236V235H4ZM8 236V235H7ZM76 236V235H75ZM77 236H78V234H77ZM81 236V235H80ZM79 236V237H80ZM19 237V236H18ZM21 237V236H20ZM5 238H7V237H5ZM17 238V237H16ZM22 238V237H21ZM11 239V238H10ZM14 239V238H13ZM19 239V238H18ZM38 239V240H37ZM2 240V239H1ZM1 240H0V242H1ZM80 240V239H79ZM4 241V240H3ZM9 241V240H8ZM16 241V240H15ZM18 241V240H17ZM24 241V240H23ZM22 241V242H23ZM10 242V241H9ZM63 242H65V243H63ZM74 242H75V240H74ZM13 243V242H12ZM2 244V243H1ZM1 244H0V246H1ZM15 244V243H14ZM4 245H6L5 243H4ZM16 245H18L17 244V242H16ZM18 245V246H19ZM21 245V246H22ZM67 245V244H66ZM18 246H17V248H18ZM16 248V247H15ZM17 248H16V250H17ZM5 249V248H4ZM14 249V248H13ZM27 249H28V251H27ZM63 248H61V250H62ZM0 250H2V247H1V249ZM12 250V249H11ZM15 250V251H16ZM21 251V250H20ZM20 251L18 250V252L20 253ZM30 252V253H29ZM61 252V251H60ZM3 253V252H2ZM2 253H0V254H2ZM22 253H23V250H22ZM21 253V254H22ZM55 253H56V255H55ZM18 254V253H17ZM11 255V254H10ZM59 255H60V253H59ZM264 254H262V256H263ZM3 255H1V257H2ZM9 256V255H8ZM15 256V255H14ZM16 256H20L19 254L18 255H16ZM56 256V257H55ZM5 257V256H4ZM10 257V256H9ZM20 257H16V260H15V262L17 263V262H19V260L21 259H19ZM58 258H60V256L58 257ZM58 258H57V260H58ZM255 258V257H254ZM263 258V257H262ZM12 259V258H11ZM15 259V258H14ZM14 259H12L13 261H14ZM50 260V261H51ZM261 260V259H260ZM21 262L23 261V260H20ZM263 261H264V259H263ZM2 262V261H1ZM10 262V261H9ZM53 262V261H52ZM255 261H253V264H255L254 263ZM259 262V261H258ZM257 262V263H258ZM5 263V262H4ZM3 263V264H4ZM13 263V262H12ZM24 263V262H23ZM22 263V264H23ZM11 264V263H10ZM15 264V263H14ZM18 264H20V263H18ZM261 264V263H260ZM262 264H264V262L262 263Z\"/></svg>", "mask_w": 264, "mask_h": 264}]
</instances>
